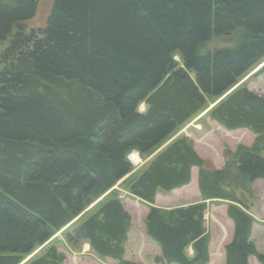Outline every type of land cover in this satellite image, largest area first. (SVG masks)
I'll return each instance as SVG.
<instances>
[{
    "label": "trees",
    "instance_id": "obj_1",
    "mask_svg": "<svg viewBox=\"0 0 264 264\" xmlns=\"http://www.w3.org/2000/svg\"><path fill=\"white\" fill-rule=\"evenodd\" d=\"M51 1L45 26L28 29L39 0H0V264H65L59 232L134 264L123 260L131 219L113 190L126 176L119 187L149 207L145 235L166 264H208V201L228 203L234 225L225 264H264L247 213L264 180V97L237 86L264 62V0ZM222 39L232 47L202 52ZM204 112L255 136L226 150L221 170L187 138L166 144ZM156 151L133 172L131 152ZM193 168L202 202L152 206L189 185Z\"/></svg>",
    "mask_w": 264,
    "mask_h": 264
},
{
    "label": "rangeland",
    "instance_id": "obj_2",
    "mask_svg": "<svg viewBox=\"0 0 264 264\" xmlns=\"http://www.w3.org/2000/svg\"><path fill=\"white\" fill-rule=\"evenodd\" d=\"M51 7V0H39L35 16L25 22L26 27L28 29L43 28L45 26ZM228 42L229 39L214 41L207 45V50H204L202 52L205 53L206 51H212L217 48L232 47V43ZM263 65L264 62L250 75L242 79L237 84V86L245 83L246 88H248L252 93L264 97V74L257 77H250ZM213 106L214 105H209L206 112ZM144 110L145 106L141 105L139 107V111L143 112ZM206 112L192 119L166 144L177 138H187L192 142L193 149L197 156L205 161H208L213 166V168H215L216 163L218 164L222 161L225 162L224 152L226 150L234 152L235 148L238 145H249L250 147L253 142H251L252 136L249 134L252 133L247 129L241 130L240 132L227 131L223 127L210 120L206 115ZM158 151L145 159H141L138 156V158L140 159H137V162L135 163L133 162V172H140V168H142L147 162H149ZM132 157L133 153L131 154V160L133 161ZM127 177L128 176L123 178L113 188L114 191L118 192L119 199L121 200L123 208L128 213L131 219V227L125 245V254L123 260L134 264H166L165 261H162V255L159 247L154 242L149 240L145 235L144 221L146 214L149 211V207L140 202L138 199L131 198L126 191L120 189L119 187L121 182L124 181ZM195 187V183L193 185L191 184L189 188L180 190L179 192L175 193L174 196L172 193L168 195L157 194L161 195L164 198H167V196H172L173 198L171 197V199L173 200L160 199V201L154 203L152 206L158 209L170 210L199 204L200 202H202L199 195L193 197V192L196 191ZM251 189L253 191V196L256 199V203L255 206L251 207L247 211V213L252 218H254L255 221L252 226L250 239L254 243L256 250L259 253H264V180L255 181L252 184ZM195 198L196 201L194 200ZM102 200L103 197H101L97 202ZM94 204L87 210L91 209ZM227 207L228 203L226 202H206L204 226L210 240V255L208 264H225L224 248L227 244L230 243L234 232V225L226 215ZM54 238L60 240L57 249L65 256V264H117V262H113L109 259H100L98 256H96V254L90 251L87 244L80 243L76 245H70L69 243L64 241L63 237L61 236V232L56 234ZM40 249L41 248H39L36 252H38ZM187 254L189 256H192V250L190 248H188ZM30 257H28L26 261L30 259ZM248 264L258 263L254 257H250L248 259Z\"/></svg>",
    "mask_w": 264,
    "mask_h": 264
},
{
    "label": "crops",
    "instance_id": "obj_3",
    "mask_svg": "<svg viewBox=\"0 0 264 264\" xmlns=\"http://www.w3.org/2000/svg\"><path fill=\"white\" fill-rule=\"evenodd\" d=\"M242 130H245V129H242ZM236 131H238V132H240L241 130H236ZM236 131H232V132H236ZM249 135H251L252 136V139H251V142H253L254 141V135L253 134H249ZM251 144V143H250ZM247 147H249V145L247 146ZM219 164V165H218ZM216 163L215 164V169H222L223 168V166H224V162L222 161L221 163ZM196 184V187H195V190L196 191H194L193 192V197L194 196H198L199 195V197H200V194H199V191H198V188H197V168H193L192 170H191V182H190V184L189 185H187V186H185V187H182V188H180V189H176V190H174V191H172L171 193L173 194V196L175 195V193H177V192H179L180 190H184V189H187V188H189L190 186H191V184L193 185V184ZM197 188V189H196ZM170 196H167V198H164V197H162L161 195H156V197H155V200H154V203H157L158 201H160V199H162V200H164V199H171V197L169 198ZM173 198V197H172ZM198 198V197H197ZM200 199V198H199ZM171 200H173V199H171ZM195 201H196V198L194 199ZM200 201V200H199ZM228 218V217H227ZM232 223V222H231ZM205 224V223H204ZM233 224V223H232ZM253 226V225H252ZM252 232V231H251ZM114 262V261H113Z\"/></svg>",
    "mask_w": 264,
    "mask_h": 264
},
{
    "label": "bare ground",
    "instance_id": "obj_4",
    "mask_svg": "<svg viewBox=\"0 0 264 264\" xmlns=\"http://www.w3.org/2000/svg\"><path fill=\"white\" fill-rule=\"evenodd\" d=\"M132 153H133V157H132L133 158V162L135 163V162H137V156H136L135 152H132ZM130 158H131V156H130Z\"/></svg>",
    "mask_w": 264,
    "mask_h": 264
},
{
    "label": "built area",
    "instance_id": "obj_5",
    "mask_svg": "<svg viewBox=\"0 0 264 264\" xmlns=\"http://www.w3.org/2000/svg\"><path fill=\"white\" fill-rule=\"evenodd\" d=\"M128 159L131 160L130 155L128 156Z\"/></svg>",
    "mask_w": 264,
    "mask_h": 264
}]
</instances>
